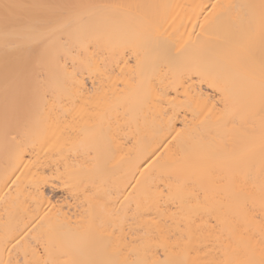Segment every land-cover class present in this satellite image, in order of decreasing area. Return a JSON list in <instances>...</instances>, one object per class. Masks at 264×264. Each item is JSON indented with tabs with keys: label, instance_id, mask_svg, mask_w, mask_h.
<instances>
[{
	"label": "bare ground",
	"instance_id": "6f19581e",
	"mask_svg": "<svg viewBox=\"0 0 264 264\" xmlns=\"http://www.w3.org/2000/svg\"><path fill=\"white\" fill-rule=\"evenodd\" d=\"M0 264H264V0H0Z\"/></svg>",
	"mask_w": 264,
	"mask_h": 264
}]
</instances>
